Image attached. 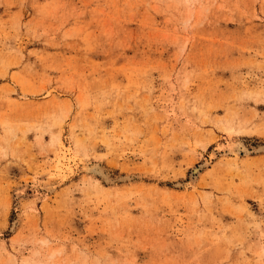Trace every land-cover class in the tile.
<instances>
[{"label":"rangeland","instance_id":"1","mask_svg":"<svg viewBox=\"0 0 264 264\" xmlns=\"http://www.w3.org/2000/svg\"><path fill=\"white\" fill-rule=\"evenodd\" d=\"M0 264H264V0H0Z\"/></svg>","mask_w":264,"mask_h":264},{"label":"bare ground","instance_id":"2","mask_svg":"<svg viewBox=\"0 0 264 264\" xmlns=\"http://www.w3.org/2000/svg\"><path fill=\"white\" fill-rule=\"evenodd\" d=\"M241 151H243V152H245V154L246 153H249L248 151V146L244 143V142H242V141H238V142H236V144L234 145V149H233V152L236 154V155H239L240 154V152ZM242 152V153H243ZM233 153V154H234ZM206 163V162H205ZM203 167V166H202ZM201 167V165L199 166V168H195L194 170H193V176L197 173V172H199L200 171V168H202ZM107 170V169H106ZM105 170V168H103L100 164H96V165H93V166H88V170L87 171H89V172H91V173H98L99 175H101V176H103L104 178H105V181L106 182H109V181H114V179L115 178H113L109 173H108V171H106ZM93 173V174H94ZM95 175V174H94ZM103 177H101V178H103ZM119 177H121V176H119ZM123 178L122 179H127L128 180V178H130V177H128L127 175H123L122 176ZM196 177V176H195ZM124 179V180H125ZM105 182V183H106Z\"/></svg>","mask_w":264,"mask_h":264}]
</instances>
